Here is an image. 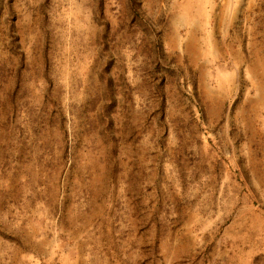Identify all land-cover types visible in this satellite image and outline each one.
<instances>
[{
  "label": "rangeland",
  "instance_id": "obj_1",
  "mask_svg": "<svg viewBox=\"0 0 264 264\" xmlns=\"http://www.w3.org/2000/svg\"><path fill=\"white\" fill-rule=\"evenodd\" d=\"M0 264H264V0H0Z\"/></svg>",
  "mask_w": 264,
  "mask_h": 264
}]
</instances>
